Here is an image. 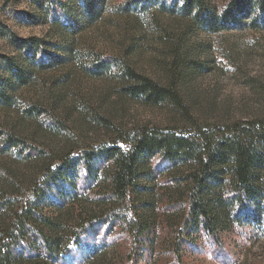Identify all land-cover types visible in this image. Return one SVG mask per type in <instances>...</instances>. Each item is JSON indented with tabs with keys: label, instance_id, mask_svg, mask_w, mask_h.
<instances>
[{
	"label": "rangeland",
	"instance_id": "1",
	"mask_svg": "<svg viewBox=\"0 0 264 264\" xmlns=\"http://www.w3.org/2000/svg\"><path fill=\"white\" fill-rule=\"evenodd\" d=\"M130 1L93 2L94 13L101 9L93 23L74 7L70 18L75 31L70 32L48 19L43 12L45 0H0V25L5 30L23 39L36 37L62 46L67 53L59 54L68 58L64 65L32 71L29 84L14 92L17 107L0 106V131L22 139L36 152L63 157L109 144L118 138V130L149 126L191 133L199 125L222 126L264 117V31L210 35L186 18L159 8L126 14L122 7ZM212 1L222 8L229 0ZM65 2L74 6L73 0ZM4 34L0 31V55L18 64L19 53ZM48 50L56 53L52 47ZM81 55L91 64L99 56L123 62L172 88L177 99L158 105L132 99L124 90L133 83L116 71L91 75L82 68ZM43 162H25L0 152V191L11 190L8 186L13 182L24 185L34 168L47 166ZM153 164L157 171L165 165L160 158ZM184 172L158 175L152 195L145 198L157 206L155 236L135 246L123 226H105L97 238L84 236L82 247L72 244L65 263L59 264H264L263 210L257 212V219L236 225L217 240L202 235L195 246L182 251V259L174 255L182 212L172 206V200L181 198L173 185L174 178ZM80 186L85 187L84 181ZM93 187L86 191L94 202L107 193L104 181ZM94 209L98 207L88 200L71 208L75 214ZM3 221L0 218V224ZM99 245L98 255L94 248ZM87 254L92 258L86 259Z\"/></svg>",
	"mask_w": 264,
	"mask_h": 264
},
{
	"label": "trees",
	"instance_id": "2",
	"mask_svg": "<svg viewBox=\"0 0 264 264\" xmlns=\"http://www.w3.org/2000/svg\"><path fill=\"white\" fill-rule=\"evenodd\" d=\"M96 1L73 0L72 6L65 0H45L43 12L53 24L73 32L70 11L76 7L93 23L101 16V9L95 13L92 9ZM153 8L180 15L210 35L242 29L264 31V0H229L222 8L212 0H132L122 11L144 14ZM0 31L20 58L17 64L0 55V106L14 108V92L29 84L32 71L64 65L68 58L59 54L66 52L62 46L36 37L20 38L2 25ZM78 59L93 76L116 71L133 83L124 90L132 99L147 105L177 99L172 88L138 74L123 62L100 56L92 64L86 56ZM117 137L76 156L51 157V153L36 152L22 139L0 131V152H10L25 162L48 163L34 168L24 185L13 182L8 186L11 190L0 191V218L4 220L0 224V264L65 263L72 244L82 247L84 236L97 238L103 227L112 229L117 224L135 246L142 245L141 241L156 235L157 206L145 198L152 195V184L162 173L185 171L174 178L173 185L181 195L172 200V206L182 212L173 245L178 259L202 235L217 240L264 211V117L222 126L199 125L191 133L141 126L129 132L118 130ZM157 158L165 164L158 171L153 164ZM102 181L107 193L94 202L86 189L92 191ZM86 200L98 209L77 214L71 210ZM100 247L94 248L98 255ZM85 258L92 257L87 254Z\"/></svg>",
	"mask_w": 264,
	"mask_h": 264
}]
</instances>
